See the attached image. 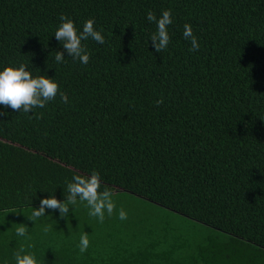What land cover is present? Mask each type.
I'll list each match as a JSON object with an SVG mask.
<instances>
[{
  "label": "trees",
  "instance_id": "1",
  "mask_svg": "<svg viewBox=\"0 0 264 264\" xmlns=\"http://www.w3.org/2000/svg\"><path fill=\"white\" fill-rule=\"evenodd\" d=\"M165 10L170 43L158 53L146 16ZM61 16L78 29L94 19L105 37L85 42L87 65L54 36ZM185 24L198 51H189ZM20 64L59 89L29 114L0 106V218L18 212L27 227L23 217L41 199L67 202L73 176L97 171L98 192L107 188L115 202L126 194L143 212L163 209L205 233L184 251L187 264H264V0H0V69ZM76 217L84 227L93 220L97 235L85 253L75 230L84 227L69 217L77 223L68 232L0 229V264H15L21 248L39 264H181L187 250L179 236L170 242L167 223L152 244L120 253L110 241L118 231L105 230L111 217Z\"/></svg>",
  "mask_w": 264,
  "mask_h": 264
},
{
  "label": "clouds",
  "instance_id": "2",
  "mask_svg": "<svg viewBox=\"0 0 264 264\" xmlns=\"http://www.w3.org/2000/svg\"><path fill=\"white\" fill-rule=\"evenodd\" d=\"M146 19L156 25V31L151 35L149 42L156 52L161 53L166 50L170 43L169 26L172 25V13L170 10L163 11L159 17L152 11H148ZM61 23L57 27L54 36L63 43V47L68 53L80 63L87 65L90 61V54L87 52L85 42L92 40L98 44L105 43V37L101 30L95 27V20L88 19L84 22L82 29H78L74 22L67 16L60 17ZM183 37L190 42L189 51H198L200 44L198 38L194 35L191 24H185ZM55 61L60 64L63 62V55L57 53ZM59 85L55 79L39 76L33 78V74L26 70L23 64L7 66L0 69V106L10 107L13 110H20L23 113H30L33 109L44 108L48 102L55 99L58 94ZM62 102L68 103V97L65 93L59 92ZM163 103V99L157 102ZM23 108L21 109V106ZM0 115H4L0 112ZM72 183H68L67 191L70 193L67 202H61L55 196L41 199L40 208H34L31 212V221L35 223L42 216H46L47 209L59 208L61 216L69 212V207L79 202L85 203L89 209L88 215L97 218L100 223L105 220V215L111 217L116 211L117 206L113 199L111 191L107 188L98 192L101 184V177L97 171H92L90 178L85 175H74ZM73 211L75 210L74 207ZM49 216V215H47ZM120 220L127 219V213L121 207L118 210ZM16 235L19 237H28L27 229L23 226L16 229ZM90 245L89 236L85 232L80 236L79 252L85 253ZM31 247V245H30ZM15 264H39L36 256L28 253L21 248L14 255Z\"/></svg>",
  "mask_w": 264,
  "mask_h": 264
},
{
  "label": "rangeland",
  "instance_id": "3",
  "mask_svg": "<svg viewBox=\"0 0 264 264\" xmlns=\"http://www.w3.org/2000/svg\"><path fill=\"white\" fill-rule=\"evenodd\" d=\"M117 201L116 206H117V211L116 214L113 216H111L112 218V222H110V225L105 227V230L110 231L113 229V231H118L120 238L118 240H110L112 242V245L114 248H116L119 244H121V250L119 251L120 253H122V251L124 249H128V247H131V245H135L134 248L137 250L138 247L144 248L145 246H148V244H152L153 240L155 242V236L154 234H156L157 230H160V227H162L161 225H166L168 223L169 226L173 227L175 232H171V237L172 239H170L171 237H169V240L171 243L174 242L175 240V244L177 242H181V240H176L175 238L178 236L179 238L182 239V241L185 242L186 248H182L183 252L179 253L178 256V260H181V264H187V261L185 259L187 258L188 254L191 253H185L184 251H188L190 248L192 249L194 247V245L196 246V244L200 241H204V239L206 238L205 233L198 231V229H196V224L194 222H185V220H181V219H175L172 217V215L170 214V212L168 211H164L162 208L160 213H156L155 208L152 207L151 209L145 208V211L143 212L142 209L143 207L139 205L138 203V199L131 197V196H127L126 194H119L118 196L114 197ZM74 207V211L73 208ZM123 207V209L126 211L127 213V219L126 220H120L118 218V210ZM40 208V207H38ZM37 208V209H38ZM31 212L30 211L26 216H24V219H27V227H25L27 229V231L32 230L33 228L36 227V229L39 228V226L43 223L46 224V228L47 229H51L53 228L54 230H56V228L58 227L59 224H65L62 226H59L58 230H62L63 232H68L70 230H72L71 226L68 225L70 222L68 221L69 217L70 218H74L76 220L79 221V224L81 225L80 219L77 218L76 216L78 215H85L89 212V209L86 206V203H77L75 206H71L69 207V212L67 214H65L64 217L61 216V212L59 208L56 209H47V213L46 216H42L40 217L36 223V225H31V223H33V221H31ZM138 212L139 215L141 216H137L136 213ZM148 217L147 218V222H144L143 220V215H145ZM17 215L18 212L12 216V213L7 214V216L0 218V229L4 230V231H9L11 230L16 231V229L18 227H20L18 225V220H17ZM49 215V216H47ZM106 216V215H105ZM1 217V216H0ZM60 219V220H59ZM75 219H72L71 224H76L77 221ZM53 220H59L60 223H54L53 224ZM83 220V219H82ZM160 220H164V221H168L165 224L160 221ZM74 221V223H73ZM84 221V220H83ZM76 222V223H75ZM144 222V223H143ZM41 223V224H40ZM90 225H93V220L92 221H88L87 226L84 227L83 225H81L80 227H84V228H78L77 231V237L80 236L81 234H84L85 232L88 234L89 236V241H91L90 239L93 240V238L97 235H95L92 232V227ZM25 226V224L23 225V227ZM160 226V227H159ZM199 229H203V228H199ZM95 230H97L95 228ZM10 231V233H12ZM163 235V234H161ZM76 236V235H73ZM174 239V240H173ZM187 240V241H186ZM192 242V243H191ZM195 243V244H194ZM130 245V246H126V245ZM200 244V243H198ZM124 248V249H123ZM129 250V249H128ZM128 253H140L142 251L138 250V251H132ZM169 256V258L172 260L173 257V253H165V255ZM175 258V257H173ZM177 258V257H176ZM166 262H168V260H165ZM173 261V260H172ZM161 263H163V261H161ZM171 264H175L174 262H169Z\"/></svg>",
  "mask_w": 264,
  "mask_h": 264
},
{
  "label": "crops",
  "instance_id": "4",
  "mask_svg": "<svg viewBox=\"0 0 264 264\" xmlns=\"http://www.w3.org/2000/svg\"><path fill=\"white\" fill-rule=\"evenodd\" d=\"M68 225H70V226H71V228H75V227H73V226H74L73 224H68ZM65 226H67V225H65ZM75 230H77V231H78V228L76 227V228H75Z\"/></svg>",
  "mask_w": 264,
  "mask_h": 264
}]
</instances>
